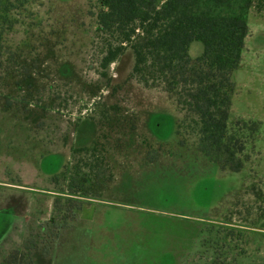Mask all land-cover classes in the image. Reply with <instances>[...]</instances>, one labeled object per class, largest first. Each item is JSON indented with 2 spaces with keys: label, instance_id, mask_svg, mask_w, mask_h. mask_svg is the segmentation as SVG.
<instances>
[{
  "label": "rangeland",
  "instance_id": "374dc122",
  "mask_svg": "<svg viewBox=\"0 0 264 264\" xmlns=\"http://www.w3.org/2000/svg\"><path fill=\"white\" fill-rule=\"evenodd\" d=\"M36 2L0 58V262L27 244L34 264H264V0L233 72L239 171L206 156L188 120L176 133L184 112L129 77L131 49L102 67L97 0ZM66 165L86 178L71 205Z\"/></svg>",
  "mask_w": 264,
  "mask_h": 264
},
{
  "label": "trees",
  "instance_id": "16d2710c",
  "mask_svg": "<svg viewBox=\"0 0 264 264\" xmlns=\"http://www.w3.org/2000/svg\"><path fill=\"white\" fill-rule=\"evenodd\" d=\"M97 1V31L104 42L102 67L131 49L134 63L129 77L146 87L161 86L174 98L177 110L184 112L176 133L188 120L186 126L201 151L222 169L239 171L244 162V142L230 133L228 117L233 72L242 56L249 11L255 0ZM38 4L36 0H0V58L7 34L33 15L31 6ZM193 41L203 45L196 57L189 53ZM74 168L70 172L66 165V184L59 189L69 196L63 199L67 205L75 201L73 196H86L85 175L80 176ZM80 203L81 210L85 203ZM31 249L27 244L22 250L14 249L2 264H34Z\"/></svg>",
  "mask_w": 264,
  "mask_h": 264
},
{
  "label": "flooded vegetation",
  "instance_id": "af4514ba",
  "mask_svg": "<svg viewBox=\"0 0 264 264\" xmlns=\"http://www.w3.org/2000/svg\"><path fill=\"white\" fill-rule=\"evenodd\" d=\"M4 210H6V209H0V227H2L4 221L7 223V220H4V219L1 218V213H2ZM3 220H4V221H3ZM6 223H5V225H6ZM1 229H2V228H1ZM15 249H18V248H15ZM5 257H6V256H5ZM5 257L3 258V261H4ZM3 261H1V262H3ZM1 262H0V263H1Z\"/></svg>",
  "mask_w": 264,
  "mask_h": 264
}]
</instances>
